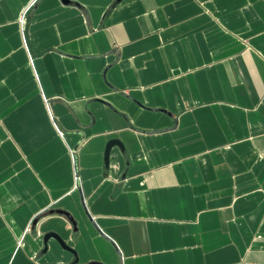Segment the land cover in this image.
Segmentation results:
<instances>
[{
  "label": "crops",
  "instance_id": "1",
  "mask_svg": "<svg viewBox=\"0 0 264 264\" xmlns=\"http://www.w3.org/2000/svg\"><path fill=\"white\" fill-rule=\"evenodd\" d=\"M0 264H264V0H0Z\"/></svg>",
  "mask_w": 264,
  "mask_h": 264
},
{
  "label": "water",
  "instance_id": "2",
  "mask_svg": "<svg viewBox=\"0 0 264 264\" xmlns=\"http://www.w3.org/2000/svg\"><path fill=\"white\" fill-rule=\"evenodd\" d=\"M62 1H63V2H66V0H62ZM115 145L119 146L118 142L115 141V140L108 142V144L106 145V149H105V160L108 159V154H109V151H110L111 147H112V146H115ZM50 213H51V212H50ZM48 237H49V236H46V237H45V240H46ZM65 248H66V246H65ZM66 249H67V248H66Z\"/></svg>",
  "mask_w": 264,
  "mask_h": 264
},
{
  "label": "built area",
  "instance_id": "3",
  "mask_svg": "<svg viewBox=\"0 0 264 264\" xmlns=\"http://www.w3.org/2000/svg\"><path fill=\"white\" fill-rule=\"evenodd\" d=\"M74 181L77 183L78 182V178L76 175H74Z\"/></svg>",
  "mask_w": 264,
  "mask_h": 264
}]
</instances>
